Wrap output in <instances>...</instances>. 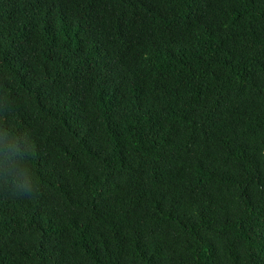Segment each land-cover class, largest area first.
Wrapping results in <instances>:
<instances>
[{"label": "trees", "instance_id": "obj_1", "mask_svg": "<svg viewBox=\"0 0 264 264\" xmlns=\"http://www.w3.org/2000/svg\"><path fill=\"white\" fill-rule=\"evenodd\" d=\"M0 264H264V0H0Z\"/></svg>", "mask_w": 264, "mask_h": 264}, {"label": "clouds", "instance_id": "obj_2", "mask_svg": "<svg viewBox=\"0 0 264 264\" xmlns=\"http://www.w3.org/2000/svg\"><path fill=\"white\" fill-rule=\"evenodd\" d=\"M27 146V141L13 136L4 148H0V177H7L8 187L13 192L31 195L36 185L29 169L26 166V171H22L24 178L21 179V174L17 172L15 165L16 161L27 157Z\"/></svg>", "mask_w": 264, "mask_h": 264}]
</instances>
